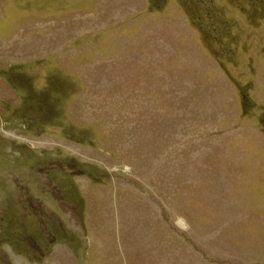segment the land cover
Segmentation results:
<instances>
[{
    "label": "rangeland",
    "instance_id": "1",
    "mask_svg": "<svg viewBox=\"0 0 264 264\" xmlns=\"http://www.w3.org/2000/svg\"><path fill=\"white\" fill-rule=\"evenodd\" d=\"M0 264H264V0H0Z\"/></svg>",
    "mask_w": 264,
    "mask_h": 264
},
{
    "label": "crops",
    "instance_id": "2",
    "mask_svg": "<svg viewBox=\"0 0 264 264\" xmlns=\"http://www.w3.org/2000/svg\"><path fill=\"white\" fill-rule=\"evenodd\" d=\"M58 190L60 191L59 192V198H58V201L60 200V202H61V204H63L64 206H66V209L64 208V211H68L69 212V209H68V204L69 205H72V206H74V208H72L71 210H70V212H77V209H75V206H76V203H74V202H70L69 200H67V198L66 197H62V193H61V190L58 188ZM63 211V209H62V207H60L59 208V211L58 212H64ZM51 212L52 213H54V212H56V210H51ZM78 212H80L79 210H78ZM51 225V224H50ZM47 226H49V225H47ZM46 231H48L49 232V230H46ZM51 231V230H50ZM56 241L52 238L51 239V241L49 240V243H51V244H54Z\"/></svg>",
    "mask_w": 264,
    "mask_h": 264
}]
</instances>
